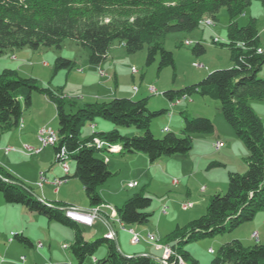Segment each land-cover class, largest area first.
Wrapping results in <instances>:
<instances>
[{
	"label": "trees",
	"instance_id": "1",
	"mask_svg": "<svg viewBox=\"0 0 264 264\" xmlns=\"http://www.w3.org/2000/svg\"><path fill=\"white\" fill-rule=\"evenodd\" d=\"M253 1H259L264 8V0H0V56L6 50L23 48L61 49L64 40L70 38L90 49L91 64H100L114 42L119 41L128 53L147 47V65L159 56V70L175 65L174 53L164 46L167 34L194 31L203 18L216 20L220 9L227 7L228 41L224 44L231 50L232 66L213 70L198 84L163 93L170 102L195 92L217 99L225 119L249 151L248 169L242 174L229 172L227 191L211 198L204 215L183 227L177 226L161 239L173 250L169 264H200L185 250V243L232 231L264 211V122L249 101H264V78L259 76L264 49L260 45L257 19L252 17L242 26L237 22ZM193 52L204 53V45L197 42ZM75 64L72 59L58 56L54 69L55 72L71 69ZM34 91L46 95L56 106L55 155L63 150L69 162L74 160L72 177L82 182L90 207L104 204L100 188L114 173L100 154L114 145L121 144V152L144 153L155 162L162 156L186 154L192 148L194 134L215 131L209 117L184 114L182 135L167 131L158 138L151 130V121L168 109L150 110L148 98L114 97L77 107L76 101L62 90L42 86L35 77L21 76L17 70L5 68L0 71V132L19 126L24 111L32 105ZM98 117L110 121L113 127L93 131L83 138V127L94 124ZM116 126L135 127L143 133L127 135ZM0 191L7 203L22 204L73 229L74 242L70 248L78 263L60 264H83L104 242L108 243V253L97 258V264H163L147 254L125 256L106 234L95 241L86 239L81 225L66 214L65 204L38 198L32 186L3 166H0ZM151 204V197L135 193L116 207V215L123 225L144 224L150 219L151 212L146 209ZM16 238L26 246L33 245L24 235L16 234ZM227 263L264 264V244L245 245L240 239L223 244L211 264Z\"/></svg>",
	"mask_w": 264,
	"mask_h": 264
},
{
	"label": "rangeland",
	"instance_id": "2",
	"mask_svg": "<svg viewBox=\"0 0 264 264\" xmlns=\"http://www.w3.org/2000/svg\"><path fill=\"white\" fill-rule=\"evenodd\" d=\"M252 17L257 19L260 42L263 45L264 8L259 1H253L251 6L238 16L237 22L242 26L247 24ZM209 21L211 23H208ZM228 24L229 14L227 7H222L217 14L216 20L212 18L209 20L208 17H205L202 19L200 26L194 31H177L167 34L163 41L164 46L174 53L175 65L174 67L168 66L161 70L158 69L159 56L155 62L147 65V47L135 53H128L125 46L119 41L114 42L110 48L113 55L111 54L109 57V64L104 66L106 68V76H103L105 74L101 72L99 73L98 69L97 71L91 69L93 66H98V64L90 63V49L70 38L64 40L61 49L42 47L38 50H33L23 48L13 51L6 50L0 56V71L5 68H11L17 70L21 76L35 77L42 86H48L57 91L62 90L69 99L76 102L79 101L80 105L86 103L85 101L93 100L92 96H99L97 95V90L105 87L111 89H134V86H136L138 89H149L154 86L157 88L158 93L149 91L147 95L137 97V99L148 98V108L150 110L168 109V112L154 117L151 121V130L158 138L163 137L167 133V131L163 130L164 126H168L170 131L175 134L182 135L184 114L205 116L213 121L215 131L208 134H194L192 148L186 154L162 156L155 162H151L149 157L141 152H104L100 154L103 158H110L111 162L108 167L114 173L100 189L101 193L107 198L106 201L108 203L104 207L107 208L110 214L114 209L116 210V206H122L135 193L142 192L152 198L151 206L146 209L151 212L149 221L144 224L126 225L127 230L131 225L142 227L144 230L142 235L146 237L150 244L146 243L141 237L140 242L135 244L134 247L131 246L132 248H147L150 251H154L156 249L154 246L157 247V244H161L162 247L157 248L162 249L164 253L165 247L169 244L161 239L167 233L176 229L177 226L183 227L204 215L211 198L217 193L223 194L227 191L229 172L236 171L242 174L248 169L247 157L249 151L244 142L236 135L232 126L227 122L221 109H218L220 102L217 99L195 92L186 98H182V104L175 107L163 93L169 89L179 90L198 84L213 70L232 66L231 50L224 44L228 41ZM197 42L204 45V53L196 54L193 52V47ZM14 52L16 58H13L12 54ZM58 56L76 61L75 66L71 69L64 68L55 72L54 61ZM112 56H114V59L111 58ZM108 65H111L109 69H107ZM115 66H117V79L114 76L115 68L113 67ZM132 67L137 68L138 72L133 73L131 71ZM142 75L145 76L144 79ZM259 76L264 78V65L259 71ZM105 81L108 82L105 83ZM81 96L85 98L84 102L80 100ZM104 100L107 99L100 101ZM249 101L254 111L264 122V101ZM47 102L49 101L44 94L34 91L32 105L24 111L21 120L23 127L26 125L28 130L25 131L23 127L18 126L0 132V147L11 146L14 148L13 152L11 151L7 155L0 150V166L12 170L27 185L32 186L40 194H42V191H40L38 183L41 179V172L46 173L47 179L59 172L53 146L44 147L41 154H33L28 149L29 147L39 148L41 146L36 136L38 138L39 131L42 128L57 130V112L54 106ZM187 105H189L188 108H186ZM52 108L54 109L53 113L50 111ZM98 120L108 121L98 117L95 122ZM108 123L111 122L108 121ZM89 127L90 123L83 127V138L89 135ZM116 127L119 130L121 129V132L127 129L124 126ZM132 129L139 131L140 134L143 133L142 130L135 127H132ZM36 130L37 134L35 136ZM217 141L223 142L220 148L215 147ZM70 163L73 166L74 160L71 159ZM72 174L71 171L69 181L58 187L60 190L59 194L54 193L56 187L53 186L48 188L49 191L47 192L49 195L44 196L52 202L65 204L67 208L87 209L86 206L89 207L90 205L84 186L78 178L72 177ZM54 179H50V182L52 183ZM132 181H138L139 185L135 188H129L128 183ZM186 203H191L192 206L185 209L183 205ZM163 206H168V213L161 212ZM20 214L26 220H29L31 216L38 215V213L30 211L22 204L13 205L7 203L0 191V228H3L6 217ZM66 214L76 222H82V218L78 213L66 212ZM99 223L102 225L101 222ZM112 223H116L115 228L119 231L120 228H117L119 222L113 221ZM34 224L31 222V227L38 229L37 225ZM100 224H96L92 228L82 227L86 239L95 241L103 237L104 232ZM59 225H61L63 231L53 229L52 252L55 256L61 257V260L66 256L73 259V261L63 260L62 262L78 263L70 248L73 239L70 242L69 236L72 234L74 236L73 229L63 224ZM96 230H99L98 235H87V233L93 234ZM129 230L131 231V229ZM253 231L259 232L264 237V211L257 212L253 219L243 222L232 231L217 233L213 236L198 237L185 243L184 248L194 258L198 259L200 264H211L214 257L218 255L219 248L237 236L241 238L245 245H253L258 241L264 244V239L260 241L259 238L257 240L252 238ZM149 232L155 233L160 239L151 240L148 236ZM0 236L3 244V246L0 245V264H22L21 254L31 261L36 254H38L37 259L39 262L47 261L48 263L51 261L49 259L51 258L49 257V245L43 239L39 241L35 237L34 247L26 246L23 248L24 251L14 254L12 249H7L9 245L7 231L2 232ZM111 237L114 240V236ZM132 238L133 234L131 235V241L128 240L129 246ZM39 242L44 245L38 247ZM64 243H68L69 247L63 248ZM210 249H214V252H210ZM107 251L108 243L104 242L93 256H88L85 259L83 264H97L93 262L94 257L101 259L107 255ZM155 253L160 254V252Z\"/></svg>",
	"mask_w": 264,
	"mask_h": 264
},
{
	"label": "crops",
	"instance_id": "3",
	"mask_svg": "<svg viewBox=\"0 0 264 264\" xmlns=\"http://www.w3.org/2000/svg\"><path fill=\"white\" fill-rule=\"evenodd\" d=\"M260 45H261V47L264 49V44L262 45L261 44V42H260ZM124 46V45H123ZM115 49V48H114ZM113 49V50H114ZM112 51H110L109 50V52L107 53V55H106V58L100 63V64H98V66L96 65V66H93L91 69L92 70H95V71H97V69H98V71H99V73H100V71L101 70H106V68L104 67L106 64H109V57L111 56V53ZM13 55V58H16V55H15V52L12 54ZM113 55V54H112ZM111 58H113L114 59V56H112ZM48 64V63H47ZM50 65V64H49ZM108 68L107 69H109L110 67H111V65H108L107 66ZM105 68V69H104ZM113 68H115V70H114V76H115V78L117 79V72H116V68H117V66H115V67H113ZM132 71V70H131ZM107 75V73H106V71H105V75H103V76H106ZM102 76V75H101ZM144 75H142V78L144 79ZM108 81H105V83H107ZM106 88V89H105ZM105 88H103V89H98L97 90V95H99V96H92L93 98V100H89V101H85V98L83 97V96H81L80 98V100H82L83 102L85 101L86 103H91V102H95V101H100V100H102V99H110V98H112V97H131V98H134V99H137V97H142V96H145V95H147L148 93H149V89H111V88H108V87H105ZM122 90H124V91H122ZM121 95H124V96H121ZM46 96V95H45ZM47 98V97H46ZM47 100L49 101V102H47V103H49V104H51L52 106H54V109L56 110V106H55V104L51 101V100H49L48 98H47ZM81 102V101H80ZM77 103V106L79 107V106H83L84 104H86V103H84V104H79V101L78 102H76ZM180 104H182L181 103V100L178 102V103H176L175 105H173V106H175V107H177L178 105H180ZM48 106V105H47ZM219 106V105H218ZM189 107V105H187L186 106V108H188ZM53 108L50 110L52 113H53V110H54ZM218 109H220V106L218 107ZM56 112H57V110H56ZM94 128H92L91 127V125H90V133H89V135H91L92 133H93V131H107V130H110L112 127H113V125L111 124V123H108V121H102V120H98V121H94ZM164 127H168V126H164ZM23 129L25 130V131H27L28 130V128H27V126L26 125H24V127H23ZM169 131H170V129H169ZM34 133V132H33ZM123 133L124 134H127V135H133V134H140V132L139 131H136V130H133L132 128H127V129H125L124 131H123ZM36 134H37V130H36V133H35V136H36ZM88 135V136H89ZM36 139L38 140V138H37V136H36ZM121 148H122V146H121V144H117V145H114V147L110 150V151H107V152H111V153H122L121 152ZM54 149V148H53ZM1 151H3V149H0ZM4 152V151H3ZM13 152V151H12ZM43 152V150L41 151V153ZM41 153H39V154H41ZM54 153H55V151H54ZM138 153V152H137ZM9 154V153H8ZM5 155H7L6 153H5ZM105 160L107 161V163H108V165L110 164V162H111V160H110V158H105ZM8 161H10L9 159H8ZM4 163V162H3ZM6 163V162H5ZM9 165V164H8ZM52 165V164H51ZM7 169H9V168H7ZM58 169H59V172H57V174H55L54 176H50L51 178H49L48 180V182H45L44 184H43V186L42 187H40L39 185H38V187L40 188V191H42V194H40L39 192H37V190L35 189V192L40 196V197H42V198H44L46 201H51V200H49V199H47L44 195H47L48 194V192L47 191H49V189L48 188H50V187H53L54 185L50 182L51 180L50 179H54V177H63L64 176V172H63V170L61 169V165L58 163ZM111 169V168H110ZM10 170V169H9ZM11 172H13L12 170H10ZM71 171H72V173H74V171H75V164L72 166V164L70 163V170H69V176H71ZM14 173V172H13ZM14 174H16V173H14ZM17 175V174H16ZM45 175H46V173H45ZM73 175V174H72ZM19 177V176H18ZM47 177V176H46ZM48 178V177H47ZM69 178L70 177H68V179H67V181L66 182H68L69 181ZM75 178V177H74ZM65 183V182H64ZM47 184V185H46ZM138 185H139V182H138ZM137 185V186H138ZM136 186V187H137ZM135 188V187H134ZM101 189V188H100ZM59 188H58V190L57 191H55L54 190V193L55 194H59ZM46 193V194H45ZM100 193H101V191H100ZM49 195V194H48ZM101 196H102V198L104 199V204L103 205H100V206H96V207H88V206H86V208L87 209H84V210H86V211H91L92 209H94V208H98L99 210H100V212H99V215L97 216V218L95 219V221H94V223L92 224V225H89V224H86L84 221H78V222H80V225H81V227H88V228H92V227H94L96 224H100L99 222H101L102 223V225H101V229H102V231L104 232L103 233V236L106 234V233H108V231L109 230H112L113 232H114V241H118V243H117V245H118V247L122 250V252L123 253H125L126 255H128V256H131V255H135V254H139V253H147V255H150V256H152V257H158V258H162L163 257V250L162 249H158V248H161L162 247V245L161 244H157V247H155L154 246V248H156L154 251H150V250H148L147 248H141V249H135V248H132V247H134V245L135 244H138L139 242H137V243H132V242H130L131 241V235L133 234L132 233V231H134V232H138V233H140L141 235H142V233H143V228L142 227H137V226H130L129 228H128V230H127V228H126V225H123L119 220H118V216L116 217V210L114 209L113 210V212L110 214L108 211H107V208L106 207H104V205L106 204V203H108L107 201H106V196H104V194L103 193H101ZM52 202V201H51ZM117 207V206H116ZM32 218V219H31ZM116 220V221H115ZM119 222L118 224L119 225H117V228H120V230L118 231L115 227H116V223L114 224V223H112V222ZM31 222H33V224L34 223H37V224H34V225H37V227H38V229H36V227H34V228H32L31 227ZM60 223L59 222H56V221H53V220H49L46 216H43V215H40V214H38V215H34V216H31L30 218H29V220H26L25 219V217L24 216H22V214H20V215H15V216H8V217H6L5 219H4V226H3V228H0V235H1V233L2 232H6L7 231V233H8V242H9V245L7 246V249H12L14 252V254H19V253H21L22 251H24V249L23 248H25L26 247V245H24L22 242H20L17 238H16V234H19V235H24V236H26V237H28L29 239H30V241L32 242V246L31 247H34V239H35V237H37L38 239H39V241H41V239H43V240H45V241H47V243H48V245H49V257H51V258H49V259H51V261H49L48 263H47V261L45 262V261H42V262H39L38 261V259H37V255L38 254H36L32 259V261L31 260H27V257H25L24 255H20V259L23 261V263L22 264H56V263H62V261L64 260V261H73V259L71 258V257H69V256H66L63 260H61V257L59 258V256H55V254L52 252V249H51V245H52V241H53V229H56V230H59V231H63V229H62V227H61V225H59ZM129 229H131V231L129 230ZM133 229V230H132ZM253 232H255V231H253ZM252 232V233H253ZM14 233V238H13V240H9V238H11V236H12V234ZM152 233V235H154L155 237H156V240L157 239H160L159 237H157L156 236V234L155 233H153V232H149L148 233V235L149 234H151ZM99 234V230H96V232H94L93 234H88L87 233V235H91V236H94V235H98ZM258 234H259V236H258V238H259V240L261 241L262 239H264V237L263 236H261V234L258 232ZM106 236L107 237H111V235H108V234H106ZM1 237V236H0ZM70 238H69V241L70 242H72V239H73V242H74V236H73V234L71 235V236H69ZM160 237H162V236H160ZM112 238V237H111ZM253 238V237H252ZM142 239L146 242V243H148V244H150L149 243V241H147L146 240V237L144 236V235H142ZM234 239H240L241 240V238L240 237H236V238H234ZM255 239V238H254ZM128 240H130L129 242H130V246L128 245ZM256 240H257V238H256ZM242 241V240H241ZM259 242V241H258ZM154 243V242H153ZM152 243V244H153ZM260 243H262V242H260ZM43 244V243H42ZM64 244H68V243H64ZM63 244V245H64ZM72 244V243H71ZM0 245L1 246H3V244H2V242H1V240H0ZM44 245V244H43ZM42 245V246H43ZM69 245V244H68ZM132 246V247H131ZM153 246V245H152ZM155 252H160V254H158V253H155ZM39 253V252H38ZM106 253H108V251L106 252ZM22 257H25V259H23ZM54 257V258H53ZM96 259H97V257H94V259H93V262H96ZM10 260V259H9Z\"/></svg>",
	"mask_w": 264,
	"mask_h": 264
},
{
	"label": "built area",
	"instance_id": "4",
	"mask_svg": "<svg viewBox=\"0 0 264 264\" xmlns=\"http://www.w3.org/2000/svg\"><path fill=\"white\" fill-rule=\"evenodd\" d=\"M102 74H105V71L104 70H101L100 71ZM132 72L133 73H137L138 70L137 68L135 67H132ZM134 89H138V87L134 86ZM149 90L153 93H158V90L157 88H155L154 86H151L149 88ZM180 100H177L175 102H171L172 105H175L176 103H178ZM169 115H171V113H169ZM22 122L20 121V124H19V127H23V124H21ZM91 127L94 128V124H91ZM164 131H169V128L168 127H164L163 128ZM38 140L41 144V146L39 148H32V147H29L28 149L30 151H32L33 154H39L41 153V151L44 149V147L46 146H55L58 144V133L57 132H53V129H47V128H42L40 131H39V134H38ZM223 145V142L221 141H217L215 143V147L216 148H220L221 146ZM0 149H3V151L8 154L10 153L11 151L14 150L13 147L11 146H6L5 148H1ZM56 161L61 165V168L64 172V176L63 177H58V178H55L54 181L52 182V184L56 187L55 188V191L58 190V187L60 185H62L64 182L67 181V176L69 174V170H70V162L67 158V156H63L62 153H58L56 154ZM40 182L38 183V185L40 187L43 186V184L45 182L48 181L46 175L44 172H41V177H40ZM138 185V181H132V182H129L128 183V187L129 188H134ZM185 209H188L192 206L191 203H186L183 205ZM99 209H92L91 211H86V210H77L75 208H70V209H66V212L68 213H78L80 215V217L82 218V221H84L86 224H89V225H92L95 221V219L97 218L98 214H99ZM161 212L162 213H168V206H163L162 209H161ZM133 233V238H132V242L133 243H137L140 241L142 235L138 232H134L132 231ZM108 235H111V236H114V232L112 230H109L108 233H106ZM150 237L151 240H156V237L152 234H149L148 235ZM252 237L253 238H258V232H253L252 233ZM9 240H13L11 238H9ZM42 242H39L38 243V247L42 246ZM69 245L68 244H64L63 245V248H68ZM210 252H214V249H210L209 250ZM173 254V250L171 248L170 245H168V250L167 251H164L163 253V257L161 258V261L163 264H169L168 262V258L170 257V255ZM23 259H25V257H22Z\"/></svg>",
	"mask_w": 264,
	"mask_h": 264
},
{
	"label": "bare ground",
	"instance_id": "5",
	"mask_svg": "<svg viewBox=\"0 0 264 264\" xmlns=\"http://www.w3.org/2000/svg\"><path fill=\"white\" fill-rule=\"evenodd\" d=\"M209 20H210V18H208ZM208 23H211V21H209ZM213 23V22H212ZM263 50L262 49H259V52H262ZM53 132H56V131H54L53 130ZM96 142L98 143V144H101V142L99 141V139H97L96 138ZM62 155L64 154V151L62 150ZM14 238V233L12 234V236H11V239H13ZM168 250V245L165 247V249H164V251H167Z\"/></svg>",
	"mask_w": 264,
	"mask_h": 264
},
{
	"label": "water",
	"instance_id": "6",
	"mask_svg": "<svg viewBox=\"0 0 264 264\" xmlns=\"http://www.w3.org/2000/svg\"><path fill=\"white\" fill-rule=\"evenodd\" d=\"M34 195L35 196H37L38 198H40V196L38 195V194H36V193H34ZM42 200V199H41ZM65 209H70V208H67V207H64ZM72 209V208H71ZM118 249L120 250V248L118 247ZM120 252L122 253V254H124L125 256H128V255H126L125 253H123L121 250H120ZM155 259H157L158 261H160V262H162L161 261V258H158V257H154Z\"/></svg>",
	"mask_w": 264,
	"mask_h": 264
}]
</instances>
